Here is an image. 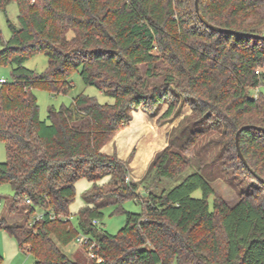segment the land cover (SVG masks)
<instances>
[{"label":"trees","instance_id":"1","mask_svg":"<svg viewBox=\"0 0 264 264\" xmlns=\"http://www.w3.org/2000/svg\"><path fill=\"white\" fill-rule=\"evenodd\" d=\"M10 1L18 13L16 23L7 19L6 40L0 30V66H11V80L0 84L7 155L0 184L11 185L8 211L23 213L24 222L2 216L0 228L33 256L31 264H86L79 252L61 249L80 233L88 242L79 247L88 254L93 243L100 258L88 254L90 264H264V184L243 164L235 141L237 130L250 125L239 134L240 149L264 178V130L255 127L264 128V96L253 91L264 85V71L255 73L264 64V0H199L209 23L238 33L206 26L195 0H0L5 15ZM38 53L48 58L41 72L24 66ZM73 72L113 101L80 93L40 118L33 90L66 93ZM164 103L161 120L177 115L182 103L191 109L192 127L180 130L190 145L210 129L220 131L222 152L253 182V192L229 205L198 170L170 186L166 180L190 167L173 138L142 179L127 180L128 160L101 147L128 125L131 110L155 115ZM80 178L92 186L73 223L69 204ZM128 198L142 211L124 210ZM106 205L125 214L118 233L103 228ZM36 209L43 217L30 225Z\"/></svg>","mask_w":264,"mask_h":264},{"label":"rangeland","instance_id":"2","mask_svg":"<svg viewBox=\"0 0 264 264\" xmlns=\"http://www.w3.org/2000/svg\"><path fill=\"white\" fill-rule=\"evenodd\" d=\"M17 4L15 1H10L6 6V15L0 10V30L3 40H6L10 31L7 25V19L16 23L17 21ZM24 66L34 69L37 72L44 71L48 66V58L43 53H38L24 62ZM11 66H0V78H5L7 81L11 80ZM72 86L66 93L51 94L43 89H34L39 105V116L44 119L47 116L48 107L53 106L59 108L62 104H69L73 97L80 93L94 96L99 103H111L113 99L97 87L93 85H86L83 83L78 72H73L71 75ZM264 96V85L258 86L255 90ZM183 111L170 119H160L161 114L166 110H159L155 115H150L147 111L146 114L150 120L155 119L156 125L153 127L156 132H159V138L154 145V155L160 151L162 141L166 138L167 141L173 140V148L179 150L182 155L188 160L189 169H187L182 176L176 180H166L170 186L177 183L185 174L192 170L200 171L211 183L215 193L221 196L229 205H233L241 195L246 192H253V182L249 181L247 177L241 176L238 171H234V167L230 165V161L222 152L221 144L219 143L220 131L210 129L203 135L199 136L193 145H190V137L187 133H180V130L186 126L192 127V122L195 119L192 116L191 109L183 105ZM180 112V111H179ZM145 133V132H144ZM173 138V139H172ZM137 144L132 148L133 151L137 150ZM165 147V146H164ZM163 147V148H164ZM162 148V149H163ZM7 155L3 141H0V162L6 161ZM107 178L99 182L105 183ZM255 184V183H254ZM75 197L69 204L70 219L73 223L76 222V213L80 207L84 205L82 194L85 190L92 186V182L86 178H80L75 182ZM257 186V185H256ZM104 190V189H103ZM14 191L10 184H0V217H4L7 221L24 222L22 217L23 213L17 210L10 213L8 210V202ZM194 195L200 196L201 192L197 190ZM212 196L209 198L211 203ZM23 206V203L17 204L18 209ZM122 207L126 211L141 212L142 205L139 201L133 198H128L122 202ZM103 217L101 219L103 228L111 234L118 233L125 223V214L115 211L113 205H106L102 209ZM61 249L68 255L73 256L74 252H79L86 261L90 264V257L88 254L77 246L73 240L67 245H62ZM0 255L2 256L1 264H31L34 260L33 256L27 251H21L17 240L9 235L4 228H0ZM172 264H176L174 261Z\"/></svg>","mask_w":264,"mask_h":264},{"label":"crops","instance_id":"3","mask_svg":"<svg viewBox=\"0 0 264 264\" xmlns=\"http://www.w3.org/2000/svg\"><path fill=\"white\" fill-rule=\"evenodd\" d=\"M166 108L167 104L164 103L161 105L160 110ZM182 111L183 108L179 114ZM130 115L128 125L118 131L110 141L105 143L101 147V151L108 155H115L121 160H128V177L130 181L138 182L145 175L154 157V153L157 151L154 149V145L160 138L158 137L159 132H156L153 127V124L156 125L155 119L152 122L145 111L141 108L133 109ZM168 143L169 141L165 138L162 141L160 149L168 145ZM135 144L138 145L137 150L133 151L132 148L135 147Z\"/></svg>","mask_w":264,"mask_h":264},{"label":"water","instance_id":"4","mask_svg":"<svg viewBox=\"0 0 264 264\" xmlns=\"http://www.w3.org/2000/svg\"><path fill=\"white\" fill-rule=\"evenodd\" d=\"M195 10L199 16V18L202 20V22L205 23L206 26H208L209 28L213 29V30H216V31H220V32H227V33H238L232 29H228V28H222V27H219V26H216V25H213L211 23H209L200 13L199 11V0H195ZM251 127L250 125H244L242 126L241 128H239L236 132V149H237V153H238V156L240 157L241 161L243 162V164L248 168V170L260 181L264 184V178H262L261 176H259L253 169L250 168V166L248 165L247 163V160L246 158L244 157L241 149H240V145H239V134L241 132V130L245 129V128H249ZM257 129H261V130H264V128L262 127H258V126H255Z\"/></svg>","mask_w":264,"mask_h":264},{"label":"built area","instance_id":"5","mask_svg":"<svg viewBox=\"0 0 264 264\" xmlns=\"http://www.w3.org/2000/svg\"><path fill=\"white\" fill-rule=\"evenodd\" d=\"M261 71H264V64H263L262 66H258V67L255 69V73H259V72H261ZM4 81H5V78H0V84L3 83ZM257 94H258L257 91H255V96H257ZM128 179H129V177L127 176V180H128ZM25 203H26V204H30V203H31L30 199H26V200H25ZM49 216H50V218H54V217H55V215H54L53 212H50ZM42 217H43V212H42V210L36 209V210L33 212V214L31 215V217L29 218L28 223L31 225V224L35 223L36 221L40 220ZM94 222H95V220H94ZM87 240H88L87 237H86L84 234H81V233L78 234V235L75 237V239H74V241L77 243L78 246H81V245H85V244H87V242H88ZM92 246H93V243L90 244V245L87 247L88 254H89V256H90L91 258H96L97 261H99L100 258L97 257V256L92 252V250H91Z\"/></svg>","mask_w":264,"mask_h":264}]
</instances>
